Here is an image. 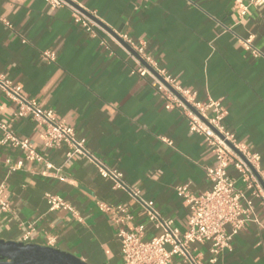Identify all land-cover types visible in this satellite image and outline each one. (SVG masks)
<instances>
[{
	"label": "crops",
	"instance_id": "obj_1",
	"mask_svg": "<svg viewBox=\"0 0 264 264\" xmlns=\"http://www.w3.org/2000/svg\"><path fill=\"white\" fill-rule=\"evenodd\" d=\"M69 1L96 17L95 35L74 22L67 6L0 0V73L20 84L25 96L54 109L60 122L86 139L91 154L120 170L129 187L185 231L189 205L176 187L189 184L195 194L208 190L206 167L215 165L214 152L190 129L184 109L170 104L167 91L135 71L137 64L119 36L145 43L157 68L195 92L197 100L220 101L223 125L237 143L260 154L264 168V5H249L241 15L234 0ZM248 38L258 56L243 45ZM47 49L57 53L54 63L41 59ZM16 110L0 88L1 119L30 139L54 168L2 144L0 131V186L12 207L0 213V239L51 246L89 264H123L117 227L99 205L126 206L133 215L127 227L133 229L148 223L141 203L102 177L87 157L66 161V147L46 148L45 126L31 116L15 117ZM8 160L13 165L23 160V165L12 171ZM48 193L69 202L78 215L50 210ZM257 213L263 220L261 205ZM159 233L148 223L145 239ZM198 253L209 260L207 245ZM171 264L186 263L176 256ZM213 264H264V228L246 223Z\"/></svg>",
	"mask_w": 264,
	"mask_h": 264
},
{
	"label": "built area",
	"instance_id": "obj_2",
	"mask_svg": "<svg viewBox=\"0 0 264 264\" xmlns=\"http://www.w3.org/2000/svg\"><path fill=\"white\" fill-rule=\"evenodd\" d=\"M46 1L53 9L69 7L74 22L93 35L96 34V28L100 27L92 13L77 7L69 0ZM234 5L240 9L241 15H245L249 5L262 7L264 0H234ZM7 24L11 26L10 23ZM119 37L137 64L135 71L142 77L153 78L158 90L167 91L170 104L184 109L189 118L190 129L204 136L214 152L215 165L206 167V175L210 182L208 190L195 194L190 190L189 184L176 187L178 195L189 205L188 228L185 231L176 227L173 219L162 216L154 201L143 199L136 188L129 187L124 182L120 170L104 165L91 154L86 147V139L79 137L73 126L60 122L54 109L44 108L36 100L25 96L20 84L1 73L0 88L17 104L15 117L31 116L45 126L46 148L66 147V161L77 155L87 157L98 167L102 177L111 179L116 188L129 191L141 203L148 223L160 231L149 240L145 239L148 223H139L133 229L127 227L133 215L126 206L108 203L99 205L103 212L111 216L112 223L117 227L123 264H171L176 256L182 257L186 264L216 263L224 251L231 249L233 238L246 223L254 222L264 228V219L262 220L257 213L258 205L264 208V168L261 156L247 145L237 143L234 134L223 125L224 107L220 101L211 98L207 101L197 100L195 92L182 89L176 85V80L170 74L157 68L152 57L145 52V43H135L127 35ZM242 43L254 55L260 54L253 46L251 38L242 40ZM40 57L46 63H54L57 53L55 50L47 49L42 51ZM0 131L2 144H10L26 151L27 160L44 163L48 169L54 168L50 161L32 147L30 139L18 136L1 116ZM165 141L172 144L171 141L166 139ZM7 162L12 171L23 165V160L14 165L9 160ZM3 192L4 185H1L0 213H7L12 207ZM46 200L50 210L65 209L74 216L78 215L76 209L58 195L48 193ZM30 233L31 231L26 232L25 241L29 239ZM204 245H207L210 254L208 261L198 253L199 246Z\"/></svg>",
	"mask_w": 264,
	"mask_h": 264
},
{
	"label": "water",
	"instance_id": "obj_3",
	"mask_svg": "<svg viewBox=\"0 0 264 264\" xmlns=\"http://www.w3.org/2000/svg\"><path fill=\"white\" fill-rule=\"evenodd\" d=\"M71 2V1H70ZM72 3V2H71ZM74 4V3H72ZM75 5V4H74ZM190 108L199 114L190 104ZM0 264H89L81 258L60 249L0 239Z\"/></svg>",
	"mask_w": 264,
	"mask_h": 264
}]
</instances>
